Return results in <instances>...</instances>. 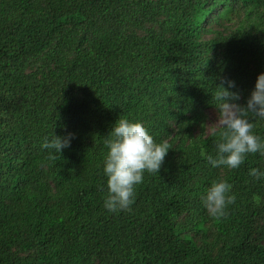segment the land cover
I'll return each instance as SVG.
<instances>
[{
	"label": "trees",
	"instance_id": "1",
	"mask_svg": "<svg viewBox=\"0 0 264 264\" xmlns=\"http://www.w3.org/2000/svg\"><path fill=\"white\" fill-rule=\"evenodd\" d=\"M261 72L264 0H0V264H264V178L248 174L264 155L207 162L218 85L243 106ZM119 117L169 151L109 212ZM67 133L49 158L44 137ZM220 179L234 200L214 217L202 199Z\"/></svg>",
	"mask_w": 264,
	"mask_h": 264
},
{
	"label": "clouds",
	"instance_id": "2",
	"mask_svg": "<svg viewBox=\"0 0 264 264\" xmlns=\"http://www.w3.org/2000/svg\"><path fill=\"white\" fill-rule=\"evenodd\" d=\"M218 86L220 91L216 98L220 102L215 107L217 121L223 127L219 131V140L214 141L215 155H209L207 162L213 168L226 166L236 169L247 154L264 155V139L252 131L253 120L264 121V72L258 74L243 106L237 103L240 93L230 90L235 87L234 81H222ZM73 138V133L46 136L42 148L49 150V158H54L70 146ZM105 144L107 152L103 160V174L107 196L103 207L109 212L127 210L132 203L135 185L142 183L145 172H159L169 145L165 141L156 142L141 121L120 117L111 126ZM248 174L255 180L264 178V170L260 168H250ZM231 188L226 180L212 181L202 199L209 215L224 214L227 204L234 200Z\"/></svg>",
	"mask_w": 264,
	"mask_h": 264
},
{
	"label": "rangeland",
	"instance_id": "3",
	"mask_svg": "<svg viewBox=\"0 0 264 264\" xmlns=\"http://www.w3.org/2000/svg\"><path fill=\"white\" fill-rule=\"evenodd\" d=\"M211 121H212L213 125L221 126V124L217 121L216 116H212Z\"/></svg>",
	"mask_w": 264,
	"mask_h": 264
}]
</instances>
